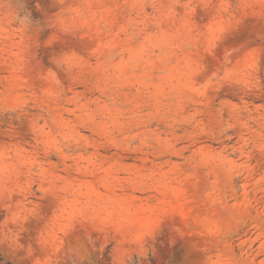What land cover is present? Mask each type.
<instances>
[{"label":"rangeland","instance_id":"1","mask_svg":"<svg viewBox=\"0 0 264 264\" xmlns=\"http://www.w3.org/2000/svg\"><path fill=\"white\" fill-rule=\"evenodd\" d=\"M0 264H264V0H0Z\"/></svg>","mask_w":264,"mask_h":264}]
</instances>
